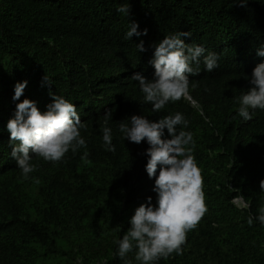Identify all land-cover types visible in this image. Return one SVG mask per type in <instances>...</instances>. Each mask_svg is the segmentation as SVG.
Wrapping results in <instances>:
<instances>
[{
  "label": "trees",
  "instance_id": "1",
  "mask_svg": "<svg viewBox=\"0 0 264 264\" xmlns=\"http://www.w3.org/2000/svg\"><path fill=\"white\" fill-rule=\"evenodd\" d=\"M122 5L129 16L117 13ZM130 21L147 34L126 40ZM179 31H190L185 42L205 54L216 52L218 67L206 71L201 58L188 95L153 112L130 77L151 78L156 44ZM141 40L144 51L136 47ZM262 42L264 0H0V264H125L114 240L130 228L135 208L149 196L155 204L157 194L145 169L149 145L124 138L118 125L133 114L158 120L176 112L189 121L184 130L193 136L207 210L181 253L154 264H264V225L255 219L264 206V110L250 109L248 121L237 115L238 97L264 61L256 54ZM46 75L50 84H42ZM50 92L76 105L86 148L56 162L33 157L24 179L6 123L25 98L45 111ZM105 126L114 151L102 146ZM135 253L126 259L140 264Z\"/></svg>",
  "mask_w": 264,
  "mask_h": 264
},
{
  "label": "clouds",
  "instance_id": "2",
  "mask_svg": "<svg viewBox=\"0 0 264 264\" xmlns=\"http://www.w3.org/2000/svg\"><path fill=\"white\" fill-rule=\"evenodd\" d=\"M242 2L246 4L247 0ZM116 11L129 16V6L122 5ZM138 27L136 22L130 21L125 39H130L133 34L138 37L147 34V29L139 31ZM186 37H191L190 31L165 36L156 44L149 61L154 68L151 78L141 72L130 77L138 82L143 100L151 103L153 112L188 95L189 77L199 74L201 58L206 71L211 72L218 67L219 55L216 52L205 54L206 49L202 45L186 43ZM136 47L138 51H144L143 40ZM256 54L264 57V42L256 47ZM50 83L47 75L43 77L42 84ZM249 83L251 87L241 92L237 101V115L245 121L252 119L250 109L264 110V61L255 66ZM27 84V80L15 83L13 101L19 100ZM191 86L194 88L195 84ZM49 94L52 100L45 111L37 107L36 101L25 98L16 104L13 117L6 123L10 133V155L24 179H28V174L35 169L31 163L33 157L56 162L69 150L75 153L79 148H86V141L80 134L85 124L76 105L61 95ZM110 115L109 111L105 112V125ZM188 123L182 113L176 112L158 120L133 114L128 123L118 125L124 138L137 144L146 141L149 145L145 150L148 157L145 169L149 178L155 177L153 191L157 194L155 204L149 196L146 203L135 208L130 228L122 238L114 240L118 245L115 254L124 259L125 264H131L126 257L133 247L136 249L135 259L140 264H154L173 252L180 254L187 232L196 227L207 210L201 171L192 155L193 136L184 130ZM177 126L182 127L178 130ZM102 140L106 151L115 150L110 127L102 128ZM86 156L85 151L82 159ZM260 190L264 192V179L260 181ZM239 201L237 199L235 203ZM242 205L245 206L244 203ZM255 219L264 225V206ZM248 223L252 224L251 216Z\"/></svg>",
  "mask_w": 264,
  "mask_h": 264
}]
</instances>
